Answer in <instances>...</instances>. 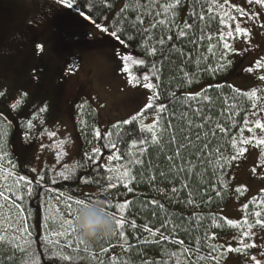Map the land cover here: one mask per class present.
<instances>
[{
  "label": "trees",
  "instance_id": "1",
  "mask_svg": "<svg viewBox=\"0 0 264 264\" xmlns=\"http://www.w3.org/2000/svg\"><path fill=\"white\" fill-rule=\"evenodd\" d=\"M118 1L73 0L75 6L72 9L77 13L82 10L86 15L90 14L91 18L87 22L82 20L85 25L96 26L99 23L118 30L125 40L124 44L145 60V64L137 68L138 76L147 74L150 65L157 66L159 79H153V82L158 88L159 100L154 106L163 104L166 107L160 120V124L166 128L163 138L158 145H144L147 151L139 156L141 163L132 167L136 179L130 185L131 192L116 181L113 182L117 183V187L110 189L106 177L116 174L107 173L105 167L109 166L107 156L113 150L104 147L107 140L96 138L93 129L98 128L102 133H115L117 130L113 129V124L124 120L113 121L103 117L98 106L103 108L104 105L95 104L99 103L95 95H76L70 100L69 115L76 125V135H82L83 139L79 136L81 143L71 166H80L76 168L75 175L66 181L59 177V171L49 163L48 157L55 152L51 147L54 142L47 136L48 129L43 127L46 124L49 127L60 119L46 116L43 123L35 119V126L29 133L23 124L33 117L29 116L30 113L23 105L16 110L10 107L18 98L16 94L0 97V118L10 126L8 147L15 170L19 176L32 181L33 187L31 196L21 191L24 198L18 201L28 230L25 251H20L9 242H0V264H24L26 258L32 256L39 264H100L101 261L103 264H113V257L117 258L115 264H125L126 261L129 264H227L228 255L220 237L237 234L242 229L231 227L227 223L229 220L221 214L231 198V177L236 161L225 162L222 156L236 155L238 143L246 130L247 118L255 109L256 101L253 107L254 102L246 95L249 91H241L229 83L221 82L233 72V51H227L226 59L231 63L223 71H210L218 63H223L221 53L226 50L218 35L223 34L225 27L220 24L219 17L212 18L208 14L209 0H181L175 17L169 18V23L155 28L150 25L164 19L163 14L157 16L156 13L169 0H155L151 6L149 0H125L120 9ZM137 3L139 8L135 7ZM196 14L206 15L205 21L198 20ZM137 16L144 20V24L129 27ZM73 22L79 23V20L75 19ZM185 23L193 24V30L187 37H177L179 27ZM146 28L147 32L144 31ZM107 34L112 36L111 32ZM129 36L132 39H128ZM149 36L152 37L149 43L158 50L155 56L146 55L144 41ZM168 36L173 38L169 40ZM209 36L211 40L208 39ZM160 38H165L163 45L158 43ZM100 45V42H92L73 43L70 46L93 49ZM210 45L215 54L208 51ZM185 72L192 78V83L185 81ZM206 83L212 85L197 94H189ZM4 85V80L0 77V91ZM204 96L210 97V100H204ZM189 97L194 98L188 99ZM81 104H85L83 109L79 107ZM232 105L235 107H231ZM58 108L60 110V105ZM30 111L34 113L36 109ZM25 112L29 114L26 117ZM148 118L156 119L153 109L145 112L143 120ZM189 121L192 123L189 124ZM139 123L140 121L130 125L121 124L120 137L113 136L117 140L119 152L127 153L132 140L150 135L141 132ZM201 124L204 125L203 128L198 127ZM217 124L226 128V132L219 131ZM29 134L31 140L26 141L25 136ZM233 139L237 141L236 148L232 147ZM96 147L101 148V153L95 162H89L87 155ZM177 150L180 152L179 156H176ZM41 154L42 160L39 159ZM170 156L172 160H169ZM124 164H127V159L122 157L121 161H113L110 166ZM61 171H66L65 167ZM41 176L44 177L43 180H40ZM85 178L88 183L83 182ZM172 188L177 191L173 193ZM217 192H220L219 196ZM50 194H62L75 199H111L113 204L131 201L125 213L127 241L112 237L108 242H98L93 247H86L78 240L69 248L67 240H59L58 249L64 255H69L70 260L64 261L53 256L44 240L45 236L56 240L51 236L48 219ZM256 209L257 206L251 202L246 214L247 220L254 223L255 227L258 225L255 224L256 217L252 213ZM108 210L116 211L115 208ZM213 219L220 224L219 228L213 225ZM132 220L136 222L135 229L131 228ZM145 226L158 230L157 235L153 237L151 232L145 231ZM213 234L216 236L215 240L207 239ZM181 240L184 242L182 245L177 243ZM122 244L123 248L130 245L129 251L125 252ZM77 246L79 251H76ZM105 248L108 249L106 253L103 252ZM185 248L190 251L184 253ZM210 248L215 251L210 252ZM173 252L177 253L175 257L170 256ZM199 256H203L204 260H199ZM212 256L216 259L213 260Z\"/></svg>",
  "mask_w": 264,
  "mask_h": 264
},
{
  "label": "rangeland",
  "instance_id": "2",
  "mask_svg": "<svg viewBox=\"0 0 264 264\" xmlns=\"http://www.w3.org/2000/svg\"><path fill=\"white\" fill-rule=\"evenodd\" d=\"M124 3L125 0H119L118 8H122ZM220 3H223V0H220ZM237 8L242 9L245 14L241 15ZM226 10L236 18L229 21L231 29L224 28L223 31L224 37L232 46L234 59L232 74L221 82L229 83L241 91H257L256 107L248 116L245 133L240 139H249L252 142L247 145L240 141L238 143V151L240 148L246 151L236 158L231 177V198L221 211L226 219L238 222L242 232L246 230L244 220L247 219V209L251 202L257 206L256 211L261 212L259 219L264 221V205H261V201H264V145L256 143L257 139L264 138V130L255 128L256 121L264 123V80L259 79L264 75V69L255 67L257 60H264V7L255 3V0H228ZM75 19L79 20V23H74ZM82 20L87 22V19L72 8H67L60 0H0V77L5 83L2 91L5 95L16 94L17 97L22 92L28 93L26 101L22 103L24 109L30 113L29 115L25 112V117H34L36 112L32 113L30 110H37L47 102L48 111L40 114L42 119L46 116H56L60 119L56 121L57 124H51L49 127L47 124L43 125L48 131L57 133V137L51 139L54 142L51 147L55 152L48 157L49 163L57 172L65 165L73 164L80 140L83 139L82 135H79L81 139L76 135V125L69 115L70 100L73 97L95 95L99 102L95 104L104 105L102 109L98 106L102 116L120 121L140 112L148 102L147 97L151 95L149 90L142 86L133 87L128 83V76L122 72V61L117 53L138 59H143V56L96 26L85 25ZM237 24L246 28L250 35L235 33ZM228 30H233L231 39L227 37ZM92 42H100L102 45L93 49L70 46L73 43ZM38 45L42 46V51L38 49ZM131 67L136 74L138 66ZM248 67H252L253 72H247ZM210 85L212 84L206 83L189 94H197ZM153 121L154 118H148L143 120V124L151 125ZM26 122L27 120L23 124L24 128ZM249 128L253 131H248ZM9 137L10 126L0 118V142L4 144L6 153L5 158L0 161V191L5 195L9 193L4 185L11 184L13 179L20 177L8 147ZM89 138L91 140V137ZM61 140L66 141L63 149L66 155L57 160L60 150L55 146ZM41 156L42 154L39 155L40 160L43 159ZM253 168L256 172L252 171ZM6 173L12 174L7 181L2 178ZM237 188H241V191L237 192ZM68 197L50 194L48 219L56 215L57 208L61 216L68 218L67 209L64 207V201ZM12 202L18 203L14 196L10 197L9 202L0 199V205H4L0 212L5 216L10 215L7 205ZM76 206L72 205L73 215ZM20 215L23 216V212ZM13 219L17 217L14 216ZM49 222L51 236L57 240L53 232L64 229L58 221L53 223L49 219ZM249 223L254 225L250 221ZM20 224L21 227H26L24 219ZM14 227L15 225L10 228L0 219V236L16 235L12 230ZM241 232L220 237L228 255L227 264H255L253 256L264 264V224L253 226L249 237H242ZM58 239L68 240V237ZM72 239L75 242L79 240L75 233ZM241 239L244 243L255 246L239 253L227 251L229 247H241ZM27 242L28 235L18 241L23 247Z\"/></svg>",
  "mask_w": 264,
  "mask_h": 264
},
{
  "label": "snow or ice",
  "instance_id": "3",
  "mask_svg": "<svg viewBox=\"0 0 264 264\" xmlns=\"http://www.w3.org/2000/svg\"><path fill=\"white\" fill-rule=\"evenodd\" d=\"M251 2V0H250ZM60 3L64 4L67 8H73L74 2L73 0H60ZM155 3V0H149V6H151L152 4ZM255 3L261 5L262 7H264V0H255ZM181 4V0H169V2L163 4V6L161 7V11L156 13L157 16L163 14L164 19L159 20L158 22H154L150 25L151 28H155L158 25H163L166 23L170 22L169 18H174L175 14H176V9L179 7V5ZM228 4V0H223V3H220V0H209V6H208V14L212 17H219V22L221 25H223L226 29H231V25L229 23V21L235 20L236 18L234 16L231 15L230 12H228L226 10V6ZM135 7L139 8L140 5L139 3H137L135 5ZM217 9H219V11H217ZM238 12H240L241 15H244L245 13L243 12L242 9L237 8L236 9ZM81 16H83L85 19H90V14L86 15L82 10L79 13ZM151 14V13H149ZM197 15V19L200 21H205L206 19V15L204 14H196ZM254 18V17H252ZM123 19V17H122ZM95 23V21H94ZM119 23V22H118ZM137 24H144V20L140 17L137 16L136 21L130 23L128 26L131 28H135ZM96 27L99 28L101 31L103 32H111V35L113 37H115L117 40L120 41L121 44L125 43V40L123 39L122 35L118 33L117 29H110L107 26L104 25H100L99 23H96ZM194 25L190 24V23H185L183 26L179 27V30L177 32V37H187L189 35V33L193 30ZM145 32L148 31V29H144ZM234 32L237 34H242L245 36L250 35V33L248 32V30L246 28H241L239 24L236 25ZM219 39L221 41H223V49L226 50L224 52L221 53V60L223 61V63H218L217 66L215 68L210 69V71H223L228 64L231 63V61L226 59L227 56V51H233L232 46L228 43V40L225 39L223 34H219ZM227 37L229 39H231L233 37V30H228L227 31ZM173 37L168 36L167 39L171 40ZM128 39H132L131 36L128 37ZM152 37L149 36L148 40L144 41V48L146 51V55H152L155 56L157 54V47L155 45H151L149 43V41H151ZM209 40H211V36L208 37ZM190 42H194V41H190ZM158 43L160 45H163L165 43V38H160L158 40ZM38 49L40 51H42V46H37ZM209 52H213V46H209L208 48ZM117 55L120 57L121 61H122V72L124 74H127L128 76V83L130 85H132L133 87L136 86H142L143 88L149 90V92L151 93V95H149L147 97V103L145 104L144 108L136 113L135 115L131 116L129 119H126L122 122H119L117 124H113V129H116L117 131L114 133L112 131H105V132H101L100 129L98 128H94L93 129V133L94 136L98 139H104L107 140V143L104 145V147L110 148L112 149V154L107 156V161H108V165L105 167V171L107 173H115L116 175H108L106 177L107 182H108V188L110 189H114L117 187V183H114L113 181H116L118 183H122L123 187L125 189H127L129 192L132 191V188L130 187V185L132 184V182L136 179L135 175L132 172V167L135 165H138L141 163V160L139 159V156L143 155V153L145 151H147V148L144 147V145H158L162 138H163V131L166 130V128H164L161 124H160V120L162 119V113L166 111V107L163 104H155L154 106V102L159 100V92H158V88L157 86L154 84L153 79H159V69L157 68V66L155 64H152L149 66V71L147 74H141L140 76H138L137 74H135L132 71V67L131 66H142L145 64V60L144 59H138V58H134L132 56L129 55H123L121 53H117ZM255 67L257 69H264V60H257L255 62ZM247 72H253V68L252 67H248L246 69ZM184 77H185V81L187 83H192V78L189 76V74L187 72L183 73ZM259 79L264 80V75H261L259 77ZM5 95V93L3 91H0V97H3ZM247 97L249 100H252L253 103V107H255V101L257 99V91L253 90L250 93H246ZM28 96V93L26 92H22L19 97L17 99L14 100V102L11 103L10 107L13 110L18 109L23 102L26 101V98ZM194 97H189L188 99H193ZM204 100H210V97L208 96H204L203 97ZM80 109H83L85 107V104H81L79 105ZM231 107H235V105H232ZM148 109H153L156 113V119H154L153 123L151 125H145L143 124L142 120L144 117L145 112L148 111ZM48 111V105L47 102L43 103L42 105H40L37 110H36V115L32 118L27 120L26 124H25V128L28 130L29 133H31V131L34 128V123L33 120L35 119H39L41 123H43V119L41 117L40 114L42 113H46ZM135 121H140L139 123V127L141 132L143 133H147L150 135H143L141 136L138 140L134 139L132 140L131 143V147L129 148L127 153H121L119 152L118 149V143L117 140L113 139V136L115 135L116 137H120L121 133H120V127L121 124L123 125H130L133 124V122ZM189 124H191L192 122L189 121ZM247 123V122H246ZM198 127L203 128L204 125H198ZM216 128L221 131V132H226V128L221 127L219 124L216 125ZM255 128H259L264 130V123H262L261 121H256L255 122ZM248 131H253L252 128H249ZM207 135V133H205ZM215 133H213L214 135ZM57 135L56 132L53 131H48L47 132V136L48 138L51 140L53 137H55ZM197 139H199V135L197 136ZM25 140L26 141H30L31 140V135H26L25 136ZM252 141L249 139H242L240 141V143L247 145L250 144ZM66 141L65 140H61L59 141V143L55 146L57 149H60V151L57 153V160H59L61 158V156L66 155V153L63 151L64 149V145H65ZM256 143L258 145H264V138H260L256 140ZM4 144L2 142H0V161H2L5 156L6 153L4 152ZM205 147H207V145H205ZM232 147L236 148L237 147V141L235 139H233L232 141ZM246 149L244 148H240L239 151L236 153L235 156H222V159L225 162H228L230 160H234L236 159L238 156H241L245 153ZM217 152H219V149H217ZM101 153V148L100 147H96L92 149V153L87 155V160L89 162H95L96 161V157ZM180 152L179 150H177L176 152V156H179ZM122 157L124 159H127V164L121 165V166H117V167H113L110 166L112 164L113 161H121ZM169 160H172V157H169ZM80 166V165H73L71 167L65 165V169L66 171H60L58 173L59 177L62 178L63 180H69L72 176L75 175L76 172V168ZM33 171H36L35 169H33ZM253 172H256V169L253 168L252 170ZM12 177L11 173H6L3 175V179L5 181L9 180ZM44 177L41 176L40 180H43ZM85 183H88L89 181L85 178L84 181ZM4 187L8 190V195H5V193L3 191H0V199H2L5 202H9L10 197L14 196L15 201H22L23 200V196L20 194L21 191L26 192V194L28 196H31L33 194V187H32V181L28 180L26 177L24 176H20L18 179H13L11 184H5ZM226 187V186H225ZM177 191L176 188H172V192L175 193ZM237 192L241 191V188H237L236 189ZM217 196L220 195V192L216 193ZM62 195V194H61ZM99 198H87V199H75L72 200L71 197H68L65 201H64V207L67 209V217L65 218L64 216L60 215L59 209H56V215L53 217H49V219L52 220L53 223H56L57 221L60 223L61 227L64 229V231H60V232H53V235L55 237H57V240H52L51 238H49L48 236H45L44 240H45V245L46 247H50L51 251H52V255L58 257L61 260L64 261H69L70 260V256L69 255H64L59 249H58V244H59V237H68L67 240V246L69 248H71L73 246V244L75 243V241L72 239V235L74 232V228H73V207L72 205H79L81 203V201H88V200H98ZM101 200V199H100ZM106 204V207L108 209L111 208H115V212H111L112 215L114 216V220H115V231L113 234V237H119V239L123 242L127 241V236H126V218H125V213L126 211L129 209L130 205H131V201H124V202H117L115 204L112 203L111 199H107V200H103ZM189 203H192V200L188 201ZM153 203H155V201H153ZM261 205H264V201H261ZM8 210L10 215L5 216L3 214V212H0V219L3 220V222L5 224H7L10 228L15 225V227L12 229L14 233H16V235H12L10 237H5V236H0V242H9V243H15V247L17 249H19L20 251H25L24 247L18 243L19 240H22L24 235L28 234V230L26 227H21L20 221H23L24 217L20 215V213L23 212V209L21 208L20 204L12 202L9 203L8 205ZM4 205H0V208H3ZM13 209L15 211H13ZM252 215L254 217H256L255 220V224L256 225H262L264 224V221L260 220L259 217L261 216V212L260 211H255L254 213H252ZM17 217V219H13V217ZM227 223L234 228H239L241 227V225L238 222H234V221H227ZM131 224V228L135 229L137 227L135 220H132L130 222ZM213 225L217 228L220 227V224L213 219ZM47 226V225H46ZM244 227L246 230H243L241 232V236L242 237H249L251 235L252 232V227L253 225L251 223H249V221L247 219L244 220ZM145 231H149L151 232V235L153 237H155L157 235V231L158 230H152L147 228V226H145ZM162 239H167V237H162ZM207 239L210 240H215L216 236L213 234L211 236H208ZM80 243V241H79ZM177 243L179 244H183L184 242L178 241ZM240 244L241 247L238 248H231L229 247L227 249V251L232 252L235 251L237 253L242 252L244 249L249 248V247H254L255 245H250V244H246L244 243V240L241 239L240 240ZM122 249L127 252L130 249V245L128 248H123V244L121 245ZM76 251H79V247L77 246ZM86 251V249H85ZM190 249H183L184 253L189 252ZM215 249L214 248H210V252H214ZM103 252H108V249L105 248L103 249ZM177 255V253L173 252L170 253V256L175 257ZM95 258V257H94ZM199 260H204L203 256H199L198 257ZM213 260L216 259L215 256L211 257ZM116 257H113V264H115L116 261ZM252 260L255 261V264H261V262L259 260H256V257L253 256ZM24 264H39V261L34 257H28L26 258ZM100 264H103V262L101 261ZM125 264H129V262H125Z\"/></svg>",
  "mask_w": 264,
  "mask_h": 264
},
{
  "label": "clouds",
  "instance_id": "4",
  "mask_svg": "<svg viewBox=\"0 0 264 264\" xmlns=\"http://www.w3.org/2000/svg\"><path fill=\"white\" fill-rule=\"evenodd\" d=\"M73 228L82 245L93 247L112 239L115 220L103 200L81 201L74 212Z\"/></svg>",
  "mask_w": 264,
  "mask_h": 264
}]
</instances>
